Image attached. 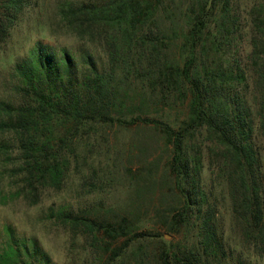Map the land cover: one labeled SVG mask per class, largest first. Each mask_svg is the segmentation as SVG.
Listing matches in <instances>:
<instances>
[{"label": "trees", "instance_id": "1", "mask_svg": "<svg viewBox=\"0 0 264 264\" xmlns=\"http://www.w3.org/2000/svg\"><path fill=\"white\" fill-rule=\"evenodd\" d=\"M30 7L31 0H0V49ZM54 8L56 21L106 63L87 48L78 54L40 38L12 59L0 95V205H37L47 189L62 187L69 159L95 155L97 135L145 124L171 147L175 205L156 214L180 239L141 230L139 212L104 210L111 218L98 221L53 204L44 218L92 245L103 234L110 257L87 264H260L264 0H56ZM154 106L185 112L173 126L144 109ZM0 232V264H54L36 235L8 223ZM147 239L156 250L134 247Z\"/></svg>", "mask_w": 264, "mask_h": 264}, {"label": "rangeland", "instance_id": "2", "mask_svg": "<svg viewBox=\"0 0 264 264\" xmlns=\"http://www.w3.org/2000/svg\"><path fill=\"white\" fill-rule=\"evenodd\" d=\"M55 1L31 0L33 7L25 11L23 20L12 31L4 49H0V95L7 93L12 59L26 52L37 38L57 47H67L78 54L81 52L79 50L87 48L98 64L100 61L102 64L106 63L99 48L78 41L56 21ZM144 109L149 111L151 117L162 116L173 126L178 124L185 112L183 106L165 108L163 111L160 106ZM106 135V140L100 134L97 135L100 140H94L95 144L92 146L95 155L88 154L91 159H85L86 163L83 162L84 159H69L62 187L57 190L47 189L37 205L29 207L21 202L0 205V230L3 231V225L8 223L19 232L36 235L54 264H87L95 261L98 254L105 261L110 257L111 251L101 249L105 240L102 233H98L97 244L92 245L91 237L82 234L74 236L58 222L45 219L46 210L53 204L81 213L87 212L92 219L98 221L111 218L109 216L112 213L107 214L104 210L120 215L129 213L130 216L139 212L137 224L141 230L158 232L173 242L180 239V234L168 232L156 214L158 210L175 205V193L168 186L172 182L167 169L170 145H166L156 129L145 124L115 126L107 129ZM103 136L105 137L104 132ZM81 151L86 154L85 148ZM205 170L203 176L207 180L210 173ZM219 193L218 189L214 190L213 195L217 201L221 198ZM123 240L112 241L109 246L117 247ZM138 243L149 252L156 250L155 240H142L134 243V247ZM258 263L264 264V260Z\"/></svg>", "mask_w": 264, "mask_h": 264}]
</instances>
